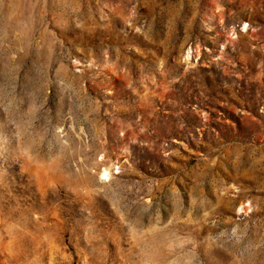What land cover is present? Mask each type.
<instances>
[{
    "label": "rangeland",
    "instance_id": "1",
    "mask_svg": "<svg viewBox=\"0 0 264 264\" xmlns=\"http://www.w3.org/2000/svg\"><path fill=\"white\" fill-rule=\"evenodd\" d=\"M0 264H264V0H0Z\"/></svg>",
    "mask_w": 264,
    "mask_h": 264
}]
</instances>
